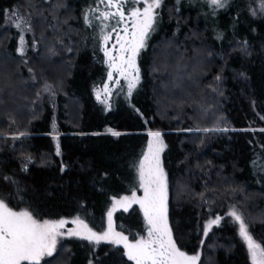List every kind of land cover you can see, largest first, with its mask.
<instances>
[{
  "label": "trees",
  "instance_id": "obj_1",
  "mask_svg": "<svg viewBox=\"0 0 264 264\" xmlns=\"http://www.w3.org/2000/svg\"><path fill=\"white\" fill-rule=\"evenodd\" d=\"M252 1L214 9L162 0L135 59V88L119 81L98 99L107 71L100 41L120 24L103 18L104 1L0 0V200L39 221L80 219L100 231L113 201L137 191L148 133L159 132L176 246L198 252V264H251L227 210L248 218L264 247V122L233 121L264 115V12L253 14ZM141 6L125 0L124 11ZM18 7L35 41L20 57L17 31L4 25ZM112 221L129 240L147 227L135 205ZM39 264L132 263L118 245L73 239Z\"/></svg>",
  "mask_w": 264,
  "mask_h": 264
},
{
  "label": "snow or ice",
  "instance_id": "obj_2",
  "mask_svg": "<svg viewBox=\"0 0 264 264\" xmlns=\"http://www.w3.org/2000/svg\"><path fill=\"white\" fill-rule=\"evenodd\" d=\"M103 2V0H101ZM139 2V0H136ZM210 7L214 9L223 8L228 3V0H205ZM162 0H144V7L141 11L139 8H133L128 13L132 18L131 34L128 36V27L124 28L125 36H118V42L121 43V50L127 53V58L121 57L120 65L114 63L109 64L110 69L115 67L120 71L121 75H125L128 69L134 70L133 79L128 84L129 94L135 88L136 82L139 80V70L135 66L136 56L139 51L145 47V40L153 29L155 20V9L161 6ZM125 0H107L109 8H115L116 12L105 11L101 13L105 20L114 19L119 16L117 23L126 19L124 11ZM260 10L264 12V0H260ZM255 14V13H254ZM11 16L15 17V26L20 28L26 25L28 21L20 16L14 10ZM99 19L100 17H96ZM85 21L88 22V16L85 15ZM103 31V30H102ZM113 31H116L113 28ZM109 35H104V41L107 42ZM23 43V36H21ZM23 52V48L19 49ZM105 55H108L105 49ZM128 68H124L123 65ZM109 78H112V71L108 73ZM219 79V77L217 78ZM48 88H45L47 91ZM107 91V87L105 88ZM100 98L99 95L97 97ZM220 130V129H216ZM226 130V129H224ZM114 136L120 135L109 129ZM208 131V129H204ZM148 135L159 141V132H149ZM161 149L153 150L152 142L149 144V153H146L144 159L139 163V179L141 186L144 188L143 198H133L132 202L139 203L144 212V217L147 222L148 236L142 237L135 243H130L126 236L115 232L112 227V213L115 205L120 204L127 210L128 197H123L119 201H114L113 209L108 212V230L98 234L92 231L82 220L76 219L73 221L77 228L70 232V235L80 236L90 242L99 243L101 240H108L112 243L123 244L126 249L130 261L134 264H195L198 256H187L181 252L172 239L171 230L167 223V181L162 167L159 164L158 152ZM57 155H59V146L57 145ZM63 171V169H61ZM5 179H8L7 177ZM229 215L234 218V221L239 224V234L246 243L252 264H264V247L261 243L255 241L254 237L249 233L248 227L244 222L243 217L235 210L229 212ZM210 221L209 225L205 226V233L211 224L219 221ZM64 220L52 221L44 220L40 222L28 210L13 211L8 207L4 200H0V264H39L41 257L52 256L56 249L57 237L61 235L59 229L63 228Z\"/></svg>",
  "mask_w": 264,
  "mask_h": 264
},
{
  "label": "rangeland",
  "instance_id": "obj_3",
  "mask_svg": "<svg viewBox=\"0 0 264 264\" xmlns=\"http://www.w3.org/2000/svg\"><path fill=\"white\" fill-rule=\"evenodd\" d=\"M105 5H104V8L103 10H100L99 12L100 13H103L105 11H110V12H116V9L113 7V8H109L108 5H107V0H103ZM140 2L142 3V6L139 8L141 11L143 10V7L145 6L144 5V0H140ZM250 11L254 14V13H257L259 10H260V3L258 1H255L253 0L252 1V4H251V7H250ZM15 11L17 12L20 16H23L27 21L28 23L26 25H22L20 28H17L15 26V17H12L11 16V12L12 11ZM13 10H11L10 12L6 13L5 14V18H4V25H7V26H10V27H13L16 31H17V54L18 56L20 57L21 55H25L26 52L29 50V51H32L34 48H35V41H34V38H33V35H32V28H31V23H30V18H29V15H28V12L25 11V10H22L21 8H14ZM131 11V9L129 10H126L125 11V17L126 19L122 22H120V24L115 28L116 31H113L110 30L109 32H107L105 35L107 34H110L109 35V39L107 40V42L104 41V35L102 36L101 38V41H100V47H101V50H102V54H103V57H104V61H105V64H106V68H107V71H106V77H105V81L104 83L101 85V87L97 90L96 92V97H99L100 98H105L108 96L110 90L119 82V81H124V82H129L133 79V75H134V70L133 69H128V71L126 72L125 75H121L120 71L117 70V68L113 67L110 69L109 67V64H116V65H120L121 63V57L123 56L125 59L127 58V53L123 52L121 50V43H123V41H120L118 42V36H117V33H119V36L123 37L125 36V33H124V28L125 27H128L129 29V33H128V36L130 37V34H131V25H132V18L128 15V13ZM119 20V16H116ZM21 36H23V43L21 42ZM23 48V52L21 54V52L19 51V49ZM159 48L162 50V52L164 51L163 50V47L160 45ZM105 49H107L108 51V55L106 56L105 55ZM179 62H180V66L182 65L183 63V59L181 57H179ZM187 66V64H184ZM179 66V67H180ZM124 68H128V66L125 64L123 65ZM178 67V68H179ZM177 68V69H178ZM181 69V68H180ZM179 70V69H178ZM192 68H190L189 66H187L183 71H191ZM109 71H112L113 75H112V78L110 79L109 78ZM181 71V70H180ZM187 75H189V73H185V74H180V75H177L176 76V81L179 80V79H182V78H185ZM30 79H33V76L30 74ZM181 81V80H180ZM107 87V91H105V88ZM43 88L45 89V85H42L41 88H40V91L43 92ZM161 89V88H160ZM159 89V90H160ZM162 91V89L160 90ZM159 95H160V92H159ZM99 98V99H100ZM71 112V111H70ZM199 113V112H198ZM249 117L251 118H254V120L250 119ZM249 117H238V118H235L233 121L234 123H236L237 125L239 126H242L244 125L243 122H247V121H250V122H257V123H261V122H264V115H262V118L259 116H249ZM159 141H161V138L159 137ZM150 142H152V145H153V150L155 149H162V144L157 142L155 138L153 137H148V140H147V143H146V147H145V150H144V153L140 159V161L142 159H144V156L146 153H149V144ZM162 142V141H161ZM160 152L161 150L158 152V156H159V164H160ZM140 163V162H139ZM160 167H161V164H160ZM137 177H138V189L137 191H134V192H131L130 194L128 195H124V196H121L117 199H115L114 201H119L121 200V198L123 197H128L129 200L124 202L125 204H127V208H129L130 206L132 205H135L139 208L140 212H141V215L143 216V219L147 225V222L145 220V217H144V212L143 210L141 209L140 207V204L139 203H134L132 202L133 198H136V199H139V198H143L144 197V188L141 186V182H140V179H139V166H138V169H137ZM114 201L113 203L111 204V206L108 208L106 214H105V222H104V227L102 230L100 231H95V230H92L98 234H101L105 231L108 230V212L109 210L113 209V205H114ZM117 209H125L124 206H121L120 204H117L115 205V209L113 210V213L117 210ZM235 209V208H233ZM232 208L231 209H228L227 210V213H228V216L229 215V212L233 210ZM244 219V222L248 223L249 219L246 218L243 214H241L237 209H235ZM112 213V215H113ZM226 213V214H227ZM231 220L235 223V226H236V230H237V233H238V236L240 238V241H242L243 245L245 246L246 250H247V253H248V257H249V260L251 262V258H250V255H249V252H248V249H247V246H246V243L244 242V240L242 239V237L240 236L239 234V224L237 222L234 221V218L232 216H230ZM58 220H64L65 221V224L63 226V228L59 229L61 235L57 237V243H56V249L55 251L62 245H64L65 243H67V241H70V240H73V239H78L79 241L83 242V243H86V242H89V240L87 239H83L81 238L80 236H76V235H70V232L74 229L77 228V225L75 223H73L74 220L76 219H57V220H52V221H58ZM80 220V219H79ZM40 222H43V221H40ZM168 223V221H167ZM112 227L114 229L115 232H118V233H121L119 232L118 230L115 229L114 227V224H113V221H112ZM148 225L146 227V230L144 231V233L142 235H140L139 237H137L136 239H133V240H129L128 241L130 243H135L137 240L141 239L142 237L144 238H147L148 236ZM168 228L170 229V226L168 224ZM171 230V229H170ZM203 231L205 232V227L203 229ZM122 234V233H121ZM172 234V233H171ZM123 235V234H122ZM125 236V235H123ZM173 239V238H172ZM92 243H97L95 241H91ZM100 242H106V243H112L108 240H101ZM113 245H118L124 255H125V252H126V249L124 248V245L121 243V244H116V243H112ZM177 247V246H176ZM178 248V247H177ZM179 249V248H178ZM180 250V249H179ZM54 251V252H55ZM181 252H183L182 250H180ZM53 252V253H54ZM185 253V252H183ZM187 256H198V259L195 261V264H198V261H199V254L198 252L196 253H185ZM127 257V255H125ZM48 256H43L41 257L40 261L43 259V258H46ZM63 257V255H61L59 258L61 259ZM128 258V257H127ZM59 262V261H58ZM57 262V263H58ZM132 264H134L133 261H131ZM252 264V262H251Z\"/></svg>",
  "mask_w": 264,
  "mask_h": 264
}]
</instances>
